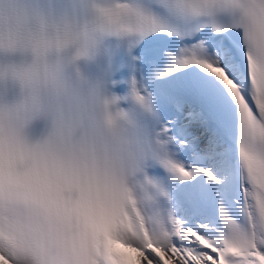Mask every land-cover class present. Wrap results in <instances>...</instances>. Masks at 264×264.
<instances>
[{
    "label": "snow or ice",
    "instance_id": "obj_1",
    "mask_svg": "<svg viewBox=\"0 0 264 264\" xmlns=\"http://www.w3.org/2000/svg\"><path fill=\"white\" fill-rule=\"evenodd\" d=\"M86 36L142 131L135 189L56 102ZM114 239L264 264V0H0V264H119Z\"/></svg>",
    "mask_w": 264,
    "mask_h": 264
},
{
    "label": "clouds",
    "instance_id": "obj_2",
    "mask_svg": "<svg viewBox=\"0 0 264 264\" xmlns=\"http://www.w3.org/2000/svg\"><path fill=\"white\" fill-rule=\"evenodd\" d=\"M2 23L7 26V18ZM98 61V43L87 36L77 42L70 56H62L58 70L61 85L56 102L67 106L78 126L90 128L111 163L128 175L135 189L134 172L143 151L142 131L133 115L123 109V102H113L104 77L92 67ZM112 244L129 255V259L119 264H135L136 252L130 244L120 239H114Z\"/></svg>",
    "mask_w": 264,
    "mask_h": 264
}]
</instances>
